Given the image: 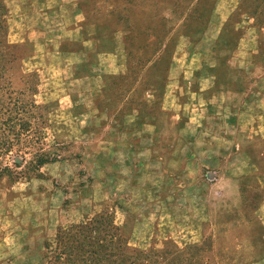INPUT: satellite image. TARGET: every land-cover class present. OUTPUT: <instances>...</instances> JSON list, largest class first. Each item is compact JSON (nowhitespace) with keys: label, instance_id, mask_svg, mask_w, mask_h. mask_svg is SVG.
<instances>
[{"label":"rangeland","instance_id":"rangeland-1","mask_svg":"<svg viewBox=\"0 0 264 264\" xmlns=\"http://www.w3.org/2000/svg\"><path fill=\"white\" fill-rule=\"evenodd\" d=\"M82 18L108 25L111 50L88 71L106 75L100 95L49 53ZM250 24L263 27L264 0H0V264H264V138L199 94L232 83V55L237 85L259 74L264 30L250 59ZM67 89L98 110L60 114ZM206 104L207 133L189 123ZM161 111L174 123L156 153Z\"/></svg>","mask_w":264,"mask_h":264},{"label":"crops","instance_id":"crops-1","mask_svg":"<svg viewBox=\"0 0 264 264\" xmlns=\"http://www.w3.org/2000/svg\"><path fill=\"white\" fill-rule=\"evenodd\" d=\"M72 6V5H70ZM68 5H64V8L68 7ZM74 13L81 14V10L78 8L76 11V8L72 7V11ZM82 18L79 19L80 21L75 23L73 26L67 28L65 30V33L63 35V38L61 41L58 42L57 45L53 47V49L49 52L51 57L54 58V61L61 62L64 61L66 64H70L71 67V76L74 79H79L80 82L85 83L86 82H97V85L94 86V84L91 83V90L87 91L85 88H83L82 93H86L89 95H100L103 93L102 91L104 88L102 87L103 79L106 75H100V74H89V69L93 64L98 63V60L96 56L100 55H108L109 51L111 50L110 47V40H109V34L108 33V25L104 23H99L95 18H87L86 20ZM264 30L263 27H256L250 24L248 26L247 32H249L246 43L247 47L250 48L247 51H249V57L251 59V53L252 52H260L263 48L261 47V43L259 40V34L260 31ZM24 32L20 29L13 28V34L12 37L15 39H22L24 36ZM253 32V33H252ZM63 40L74 42L75 48L72 49L71 52H65L66 45H62ZM256 41V43H255ZM97 43L96 48L95 45ZM258 43V44H257ZM260 44V48L258 45ZM89 47H94L92 50ZM103 47L104 49L102 50ZM264 47V46H263ZM68 54H72V56H67ZM61 56L63 58H61ZM240 56L232 55L229 59L231 64L229 63V66L235 70V76H233V79H231V84H226L225 82L220 83V85L215 89V91L211 90V86L209 88H203V86L200 87V95H206V93H211L216 96V100L218 102H221V106L223 108L234 106L237 108L234 112V116L232 115V118L234 120L233 124L234 126H238L240 129L241 127L246 129L245 132H241L243 136H246L247 138L251 139H257V137L264 138V52L261 53V57H258L259 62H254L252 64L251 61L250 67H255L258 69L259 74H255L250 82L249 85H245L243 87L237 85L239 84V76L236 73H242L244 71V65L245 60L239 58ZM61 58V59H60ZM220 69V68H219ZM218 75V74H217ZM209 74H205V78H209ZM216 79V78H215ZM241 81V80H240ZM219 84V81H218ZM84 86V84H83ZM192 92V90H189ZM71 89L63 90L59 97V102H57L56 105V111H58L60 114H65L66 112H70L71 110H81V111H94L96 112L98 110V104L95 101H91V103L86 104L81 101H77L74 95V93H71ZM189 92V93H190ZM52 93V92H51ZM49 93V94H51ZM76 95V94H75ZM206 104V109H207ZM202 108V105L199 106V109ZM226 109V108H225ZM96 114V113H95ZM73 117L83 115V113L79 114H73ZM169 115V116H168ZM168 116V119L166 118ZM206 116V117H205ZM201 114L199 119H189L190 126H194V130L202 131L204 132L206 130L209 132L211 130V127L213 130L215 129L214 126L216 123L214 121H210L209 117V110L207 109L206 114ZM82 119V118H81ZM153 123H151L152 130L156 133L154 136L155 139H151L152 143L155 144L153 147L154 151H157L160 149V129L163 123H167V130L169 132L170 122L174 119L170 118V114L165 113V111H161L157 114L156 117L153 118ZM187 123V121L185 122ZM141 125H144V122H141ZM172 126V123H171ZM161 133V132H160ZM219 134V132H218ZM149 134H143L141 133L139 136L140 138L143 136H148ZM235 135H233V138ZM138 138V140L140 139ZM232 138V139H233ZM142 141V140H141ZM158 143V144H157ZM159 145V146H158ZM158 146V147H157ZM112 149H114L112 147ZM122 150L124 153L131 155L134 154L135 156H139L140 154H146V151H150V153L153 152V150H150V147H144L143 145L138 146V149H133L131 146H118L117 151ZM141 157V156H140ZM161 158V157H160Z\"/></svg>","mask_w":264,"mask_h":264},{"label":"trees","instance_id":"trees-1","mask_svg":"<svg viewBox=\"0 0 264 264\" xmlns=\"http://www.w3.org/2000/svg\"><path fill=\"white\" fill-rule=\"evenodd\" d=\"M5 169H7V168H5ZM4 169V170H5ZM103 215H105V213H102L101 215H98V216H96V217H98V218H92L91 220H90V222H92L93 223V228L96 230V229H98V228H95L96 227V224L98 223H100L101 222V218H102V216ZM121 254H123V256H125V251H121ZM128 264H132V263H128Z\"/></svg>","mask_w":264,"mask_h":264}]
</instances>
